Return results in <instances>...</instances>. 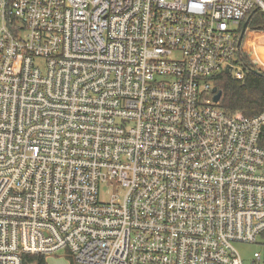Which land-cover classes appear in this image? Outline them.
<instances>
[{"label": "built area", "instance_id": "built-area-1", "mask_svg": "<svg viewBox=\"0 0 264 264\" xmlns=\"http://www.w3.org/2000/svg\"><path fill=\"white\" fill-rule=\"evenodd\" d=\"M255 8L0 0V264H243L234 244L264 233V114L224 113L212 77L244 79Z\"/></svg>", "mask_w": 264, "mask_h": 264}, {"label": "trees", "instance_id": "trees-1", "mask_svg": "<svg viewBox=\"0 0 264 264\" xmlns=\"http://www.w3.org/2000/svg\"><path fill=\"white\" fill-rule=\"evenodd\" d=\"M245 22H247L246 29L264 31V12H260L259 8L253 9L247 19L240 24L239 32ZM240 58L245 64L242 81L236 80L230 74L219 73L212 77V82L221 93L218 107L224 113L228 115L240 113L244 117L251 118L264 114V75L254 73L244 55ZM259 143L264 148V126ZM258 243L264 250V233L261 234ZM24 264H45V259L39 256H25Z\"/></svg>", "mask_w": 264, "mask_h": 264}, {"label": "rangeland", "instance_id": "rangeland-1", "mask_svg": "<svg viewBox=\"0 0 264 264\" xmlns=\"http://www.w3.org/2000/svg\"><path fill=\"white\" fill-rule=\"evenodd\" d=\"M260 9V8H259ZM260 12H264V10L261 8ZM255 31V30H253ZM248 33H250V30H246L242 39L241 48L246 52L245 46L248 39ZM262 32L254 33L250 39L251 45L254 47V49H257L259 45H262L264 43L263 41ZM243 52V55L245 59H247V56ZM100 200L102 201H108L109 195H107L106 191L101 194ZM260 243L256 244H244V243H235L234 248L238 252L239 256L241 257V260L243 264H249L252 260V256L254 252H258L261 255L264 254L263 248L259 245ZM45 264H78L75 263L70 256H68L65 252H59L57 254H53L50 256H45Z\"/></svg>", "mask_w": 264, "mask_h": 264}, {"label": "crops", "instance_id": "crops-1", "mask_svg": "<svg viewBox=\"0 0 264 264\" xmlns=\"http://www.w3.org/2000/svg\"><path fill=\"white\" fill-rule=\"evenodd\" d=\"M246 30H249V29H245V31ZM259 32H262V36L264 38V31H253V30H250V33H248V39H247L246 46H245V50H246L247 53H252L254 51L256 52L257 50L264 51V43H262V45H259L257 47V49H254V47L250 43V39H251L252 35L254 33H259ZM243 36H244V34H243ZM263 41H264V39H263ZM259 63H260V67L264 70V56L259 60Z\"/></svg>", "mask_w": 264, "mask_h": 264}, {"label": "water", "instance_id": "water-1", "mask_svg": "<svg viewBox=\"0 0 264 264\" xmlns=\"http://www.w3.org/2000/svg\"><path fill=\"white\" fill-rule=\"evenodd\" d=\"M246 25H247V22H245V23L243 24V26H242V31H241V35H240V39H239V43L241 42L242 36H243V34H244V32H245ZM252 71H253L254 73H256L257 75H264V73H262V72H260V71H257V70H255V69H252ZM228 73H229V69L227 68V69L225 70V74H228ZM212 92L215 94V95H214V98H213L214 102H215V103H218L219 100H220V97H221V93H220L219 91H217L216 88H213Z\"/></svg>", "mask_w": 264, "mask_h": 264}]
</instances>
